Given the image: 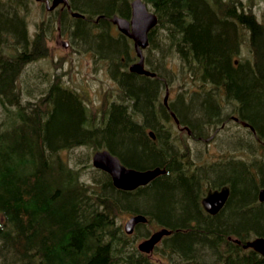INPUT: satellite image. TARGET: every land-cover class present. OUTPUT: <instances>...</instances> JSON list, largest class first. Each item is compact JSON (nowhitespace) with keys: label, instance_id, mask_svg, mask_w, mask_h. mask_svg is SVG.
Returning <instances> with one entry per match:
<instances>
[{"label":"trees","instance_id":"16d2710c","mask_svg":"<svg viewBox=\"0 0 264 264\" xmlns=\"http://www.w3.org/2000/svg\"><path fill=\"white\" fill-rule=\"evenodd\" d=\"M29 1L0 0V264H264V256L243 247L252 237H264V201H258L264 188V147L262 159L230 157L206 166L205 172H191L187 147H178L181 139L174 137L171 143L160 134V126L148 124L158 136L152 140L134 118L136 110L147 122L155 118L153 105L165 87L155 67V78L122 74V103H105L95 111L46 71L42 90L25 92L26 65L49 52V23L43 32L30 35L25 11ZM144 1L159 16L150 32L151 48L154 40L160 52L168 46L182 60L186 74L203 82L199 91L186 86L179 93L173 110L181 125L195 137H208V130L222 124L225 111L219 96L225 95L240 104L241 119L264 140V122L258 117L260 107L264 111V26L255 13L239 0ZM130 2L71 0L74 10L87 15L85 20L73 19L72 38L93 44L94 51L111 62H120L122 52L129 63L130 44L124 35H109L108 19H129ZM97 16L101 18L95 22ZM100 27V34L89 35ZM243 28L251 33L254 61L235 59ZM185 95H190L189 104ZM99 116L108 121L97 139L93 128ZM238 136L246 141L244 134ZM100 139L128 167H161L167 172L135 191H124L113 185L108 173L94 168L89 156L62 155L64 149L85 144L98 149ZM223 185L231 187V196L217 215H209L202 196ZM120 212L144 214L148 223L127 235L116 221ZM158 227L172 230L156 249L167 258L161 262L136 245L137 238Z\"/></svg>","mask_w":264,"mask_h":264},{"label":"rangeland","instance_id":"374dc122","mask_svg":"<svg viewBox=\"0 0 264 264\" xmlns=\"http://www.w3.org/2000/svg\"><path fill=\"white\" fill-rule=\"evenodd\" d=\"M241 5L246 9H251L253 13H255L257 20L264 26V0H239ZM26 19L29 25V32L33 36L36 34L43 32L47 27V24L50 23V27L48 30V48H49V56L46 61H38L37 63H30L27 65L26 72L23 75V88L25 92L32 91V94H37L42 90L39 88L40 82L39 75L41 74L40 69H45L47 71L52 70V74H55L59 78V82L61 85H65L67 87L73 88L81 92V94L85 97L86 102L89 104V109L91 111H95L100 109L103 106L104 98L107 93H111V96H116L117 93V85L116 81L112 78L111 75H107L105 70L107 68V62L104 60L106 55H101L103 57L100 58L92 47L87 46L86 42H80L74 40L71 36V29L69 26H73V18L65 17L63 19V15L61 13H53L48 14L45 11V7L40 5L39 2L34 0H30L27 6ZM55 16H60L62 20L68 21V24L59 25L56 28V25L53 23H59L55 19ZM72 20V21H71ZM113 32L111 34H115L118 36V32L115 27L112 26ZM102 28H97L95 33H101ZM244 39L241 43L239 54L235 59L237 60H255L254 50L250 42L251 33L248 29L243 28ZM89 32V35L92 36ZM159 37L162 34V30L158 32ZM93 37V36H92ZM78 47L80 52L76 53L74 48ZM133 50V43L130 45ZM88 48V49H87ZM89 49H92L89 50ZM163 52H160L157 47V41H153L152 48L150 50L145 51V55L148 56L149 62L163 75L164 80L168 83L170 87V96L174 98L178 97L182 87L185 88L189 86L194 89H198L201 80L193 79L196 78L193 75L186 74L185 68L183 67V62L180 58L175 54L168 46H162ZM121 51V50H120ZM134 50L132 51V53ZM135 53V52H134ZM77 55V56H76ZM113 54L109 53V56ZM76 56V57H75ZM62 60L57 66L58 62ZM57 66V67H56ZM171 68V70L169 69ZM38 73V77L35 73ZM165 90L163 89L161 93V100L165 97ZM121 101H123L121 99ZM258 117L262 119L264 122V111L261 109L258 110ZM3 115L1 114L0 109V121H2ZM160 120V119H159ZM165 121V119H163ZM97 124V123H96ZM148 124L159 127V125L151 119L148 121ZM171 123H167L168 126ZM227 129V128H225ZM241 128L235 125L233 127L230 126L227 130H221L217 134V138H213V140L208 141H195L192 139L184 138V133L181 136L184 138V143L190 144L191 152L189 154L190 160L194 161V165L201 166L203 171L205 172V167L210 164H218L220 159H230L233 160L243 159L246 161H252L255 156H258L262 159V147L255 146L253 149L246 148L245 146L236 145L235 142H238L237 137H239L236 133L237 130ZM173 131H176L175 128ZM178 132V131H177ZM214 130L211 131L208 135V138L211 137ZM234 132V133H233ZM235 135L234 139L231 135ZM163 137L164 134L161 133ZM216 133H214V136ZM97 139L102 137V134H97ZM186 136V134H185ZM205 137V136H204ZM207 138V137H206ZM102 141V146H104V140ZM234 140V141H233ZM182 144V142L180 143ZM179 149L183 151L182 146H179ZM186 147L184 148V150ZM254 149H260L258 152H255ZM95 147L92 145H83L79 147H75L73 149H65L62 152V155L65 159H69L70 157L75 158V155H79L81 158H89L92 157L95 152ZM191 163V164H193ZM91 164V162H90ZM201 171V172H203ZM216 181V178L214 179ZM140 205V202L138 203ZM139 214V213H138ZM130 217L129 213H122L116 215L117 223L122 224L124 226L125 222ZM144 228L139 230V232H144ZM151 231L153 229H150ZM153 232V231H152ZM144 237H139L137 240H141ZM151 259L155 262H161V260H167V258L161 257L160 252L154 251L151 255Z\"/></svg>","mask_w":264,"mask_h":264},{"label":"water","instance_id":"95a60500","mask_svg":"<svg viewBox=\"0 0 264 264\" xmlns=\"http://www.w3.org/2000/svg\"><path fill=\"white\" fill-rule=\"evenodd\" d=\"M61 2L68 4L67 0H54L52 7L57 6ZM73 15L80 16L78 13H74ZM112 22L117 25L118 29L123 34L130 37L134 41V48L140 59L138 62L131 65V71L140 74L154 75L144 69L143 49L149 45L148 35L150 30L158 24V16L149 11L148 6L142 0H133L131 20L114 16L112 18ZM167 99L168 92L165 98L166 102ZM93 165L96 168L109 173L115 187L128 191L147 185L157 176L166 173V170L160 167L148 170H137L135 168L127 167L118 157L112 155L108 150L96 152L93 155ZM229 195V186H224L220 190H209L208 194L202 201L204 209L211 214H217L225 205ZM259 200L264 201V188L259 191ZM145 222H147L145 215H134L125 223V230L128 234H132L137 224ZM171 233V230L161 228L155 231L149 238L139 243L138 248L142 252L151 253L160 240L164 236L170 235ZM237 242L239 243L238 240ZM243 246L244 248H252L264 256V237H257L253 240H249Z\"/></svg>","mask_w":264,"mask_h":264},{"label":"flooded vegetation","instance_id":"af4514ba","mask_svg":"<svg viewBox=\"0 0 264 264\" xmlns=\"http://www.w3.org/2000/svg\"><path fill=\"white\" fill-rule=\"evenodd\" d=\"M39 3H40V5H42L43 7H45V11L48 14L53 13L52 15H54L56 13L57 14L58 13H61L65 17H71V11H70V9L66 5L60 4L55 9L49 10L48 9L50 7L49 5H52L53 0H39ZM108 26H109V33H110L109 35L112 36V37L119 38L120 37L119 33H118V36H116L114 33L111 34V32H113V30H112V26H111L110 19H108ZM90 34L93 36V35H97L99 33L96 34L94 31H92ZM123 40L125 41L126 39L124 38ZM150 42H151V38H150ZM89 50L92 51V49H89ZM74 51L76 53L80 52V50L78 49V47H75L74 48ZM95 53H96V55H98L100 58L103 59V57L101 56V54H98L97 52H95ZM120 55H121L120 62H117L115 60H113V62H111V58H108V57H105L104 58V60L107 62V68H108V70H105V71H106L107 75H111L112 76V78L116 81V85H117V93L115 94L116 96H113L111 99H109L106 102V104L108 106L110 104H115L116 102H119V104L122 103L121 99H123V96H122V94H119V88H121V83H120L121 76L124 73H130L129 72V66L131 65V63H126V57H125V55L122 52L120 53ZM145 62H146V64H145L146 65V68L147 69H152V67L149 64H147V56L146 55H145ZM45 71H46L45 69H42L40 71L41 72V76L45 74ZM46 72L48 73V76L49 77H54L55 80H58L59 81V78L55 74H52V70L46 71ZM145 76H147V75H145ZM147 77H149V76H147ZM43 83H44V85L47 84L45 81ZM218 92H220V90H218ZM219 98H221V105H219V106L221 108H223L224 111H225V113H224L225 116H223V117L221 116L223 121H222V124H221L220 128L222 130H227V129L230 128L231 125L233 127H235V125H237L238 127L242 128V130L244 132L243 134L246 136V141L244 140V141H242L240 143L239 142H237V143L235 142V144L236 145H239V146H245L246 148H251L252 149L253 146H254V142H253V137H252V135L250 133L252 132V134H253L254 131H252V129H251V126L252 125L250 123H249L248 126H244L243 125V122H245V120L241 119V113L239 112L240 104L237 101H232L230 99H227L225 95H221V96H219ZM176 99H177L176 96L174 98H171V96H170V99L168 100V103H166L164 100L163 101H160V96H158L157 104L156 105H153L154 112H152V115L155 116V118H153L154 121L160 126V128H158L160 134L163 133L164 136L171 143H173V134H174V131H173L174 122H173L172 116H173V112L175 113V111L173 110V108H174V104H175ZM189 99H190V95L183 96V100H184V103L185 104H189ZM104 104L105 103H103V105ZM136 111H137V113L134 114V118H136L135 120L138 123H140V124H144L145 125L144 131L148 134V136L152 140H156L157 137H158L156 135V132H155L156 130L153 129L151 126L148 125V122L146 121L145 115H144V113L142 111H140V110H136ZM157 115L160 116L161 120H158L157 119V117H156ZM163 119H165V121ZM107 121H108L107 119L99 116L97 118V121H96V123H97L96 126H95L96 128H93V130H95V131H98V130L102 131V129H104V127H102V126H104V124L107 123ZM167 123H171L170 124L171 126H168ZM177 128L178 129H181L182 131L185 130V132L188 135L187 136V139L188 140L189 139H192V140H195V141H208V140H213L214 137L216 138V135L214 136V134L211 135L210 138H206L204 136H197V137H195L193 135L192 130L189 131V130H187L186 127H182L181 125L178 126ZM225 128H227V129H225ZM100 131H98V134H100L99 133ZM232 136H233V139H234V136L235 135L233 134ZM178 145H184L185 147H187V149H188L187 151H189L190 148H191L190 147V144L187 143V142H186V144H180L179 143ZM256 145H258V146L259 145L264 146V143H257ZM99 146L101 148H103L102 145H99ZM190 153L191 152H188V154H190ZM183 162L184 163H187V160H184ZM193 162L194 161H192V163ZM213 163H210V165H212ZM187 168H188V165H187ZM196 169H200L201 171H203L202 170L203 168L200 165L197 166V165H194V163H193L191 165V170L190 171L191 172H195ZM230 196H231V194H230ZM230 196H229V198H230ZM229 198L227 199L226 203L228 202ZM226 203H225V205H226Z\"/></svg>","mask_w":264,"mask_h":264}]
</instances>
